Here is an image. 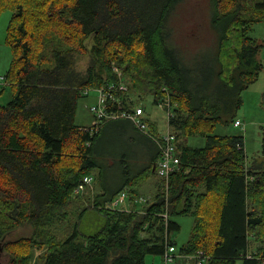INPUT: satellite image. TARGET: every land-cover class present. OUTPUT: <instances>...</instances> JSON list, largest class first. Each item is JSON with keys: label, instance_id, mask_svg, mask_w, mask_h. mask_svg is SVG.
Returning <instances> with one entry per match:
<instances>
[{"label": "trees", "instance_id": "16d2710c", "mask_svg": "<svg viewBox=\"0 0 264 264\" xmlns=\"http://www.w3.org/2000/svg\"><path fill=\"white\" fill-rule=\"evenodd\" d=\"M181 1L0 0V13L11 11L4 43L12 56L0 82L1 94L11 93L0 104V243L9 264H146L147 255L162 258L166 238L175 245L169 234L178 231V215L193 218L179 254L201 251L203 264L264 259V126L261 158H247L242 135L212 133L217 123L233 120L235 92L262 66L260 45L248 33L264 20V0H213L216 14L227 20L213 53L211 94L186 82V61L169 45V19ZM77 56H89L84 70ZM114 67L128 85L120 106L110 107L117 117L95 130L77 124L79 98L86 89L117 83ZM146 95L154 105L168 97L167 126L179 158L167 184L156 179L150 202L141 200L138 189L157 176L159 147L129 117L119 116L132 113ZM145 120L149 133L160 138L158 123ZM111 127L137 146L135 153L134 147L118 153L120 191L127 193L129 209L103 207L120 191L104 201L94 192L75 193L95 169L105 184L97 147ZM192 137L205 142L191 146ZM90 206L106 222L97 233L82 235L79 220ZM24 224L31 225L30 236L4 240ZM63 229L64 235L57 234ZM250 238L259 244L254 258L247 257ZM34 250L41 251L37 262Z\"/></svg>", "mask_w": 264, "mask_h": 264}, {"label": "rangeland", "instance_id": "374dc122", "mask_svg": "<svg viewBox=\"0 0 264 264\" xmlns=\"http://www.w3.org/2000/svg\"><path fill=\"white\" fill-rule=\"evenodd\" d=\"M10 15L11 11L8 8L0 13V76L8 68L12 56L10 47L4 43L5 28ZM225 20L227 19H222L216 14L213 7V0H182L169 19V25H171L173 31L170 38L172 42H169V45L181 51L178 54L186 61L182 62V66L188 70L185 80L186 82H192L197 92L200 90H209V94L211 90L216 89L213 78V53L218 44V33L223 27V22L221 21ZM248 35L256 39L257 43L260 45L256 57L260 60L262 66L255 75L254 80L250 82L246 88L238 89L239 91L237 90L235 92L238 97L234 99L232 112L235 114L234 119H239L241 122V126H234L233 121L227 124L217 123L212 133L218 135H242L245 154L248 159H251L260 154V129L264 126V20L252 25ZM173 48L171 49L175 52ZM77 58L80 70H84L87 67L89 56H77ZM3 86L4 85H0V104H6L11 97L10 90L8 89H4L1 94ZM83 95L85 96H82L78 100L75 121L81 126H89L93 124V118L88 107L95 101L97 94L95 90H90L88 94L84 93ZM227 102H229V100H227ZM134 104L137 105L136 107H144L145 116L152 121H156L161 132L167 131L166 111L160 105L152 104L150 95H146L135 101ZM104 132L105 134L102 136L97 147V150L102 153V156H99L103 165L102 180L111 188H115L119 185L121 180L118 153L123 149L132 150L134 145H132V142L129 141L124 134H121L113 127L106 129ZM204 142L205 140L202 137L187 139V143L191 146H202ZM136 147H134L133 153H135ZM111 152L116 155L115 158L110 154ZM130 155L131 153L127 156ZM92 173L99 184L101 180L99 170L95 169ZM157 176L152 175V177L148 179L149 184L144 186V188L146 189L147 186H150L151 191L152 186V190H154L155 187L153 182L157 178L158 180L161 179ZM94 177L91 187H87L84 191V196L89 194V192L95 193ZM139 195L145 201L147 200V202L153 199L151 196L148 197L144 194L143 191ZM137 205L141 206L140 204ZM137 205L136 207H138ZM128 207V200H126L123 205L118 206V208L121 209H127ZM89 208L92 207L90 206ZM83 214L84 215L79 220L80 234L93 235L97 233L102 228L104 221L100 217H91V214H96L93 210L87 209ZM174 220L179 223L180 229L177 232H171L170 237L172 241L175 242L176 254H178L180 245L186 242L190 235L193 218L191 215H178L174 217ZM70 221L73 222L74 218L70 217ZM31 233V225L24 224L14 231L9 232L4 240L12 241L28 237ZM57 234L64 235V229L61 233L57 232ZM249 242L250 244L252 243L251 239ZM2 245L3 244L0 243V264H9L11 258L9 254L3 250ZM249 253L255 256L257 250H253ZM34 255V257H36L35 261L37 262V258L41 255V251L37 252L34 250ZM145 261L146 264H162L161 257L157 255H147ZM168 264H196V262L192 260L190 256H185L182 258L177 257L173 262ZM237 264H241V262L238 261Z\"/></svg>", "mask_w": 264, "mask_h": 264}, {"label": "built area", "instance_id": "2783aa9c", "mask_svg": "<svg viewBox=\"0 0 264 264\" xmlns=\"http://www.w3.org/2000/svg\"><path fill=\"white\" fill-rule=\"evenodd\" d=\"M113 70L118 76L117 83H109L106 86H101L96 89H86L84 92L88 93L90 90L96 91V100L89 106V112L93 118V128H97L98 124L105 119L116 118L117 114L115 111L111 110L110 107L115 108V105L120 106L123 94L128 90V85L121 79V72L114 67ZM2 76H0V82ZM165 111L167 118L171 113V107L168 97H166L159 104ZM125 115L131 119L133 124L141 131L146 133L149 137L154 139L159 147V160L157 162V174L158 176L165 181L167 184L169 175L177 170L179 164V158L177 153V147L175 143V137L169 130L167 126L166 132H160V138H156L149 133L148 122L143 118L144 109L142 107H134L132 113H121L119 116ZM167 124V123H166ZM235 125H240L241 122L236 120ZM93 131V130H92ZM92 176L86 175L79 182L75 188V193L79 194L84 192L87 187H91ZM127 199V193L125 191H120L117 193L111 201L107 202L103 207L106 209H118V206L124 204ZM141 200L145 201L143 198ZM164 220L167 221L168 215L166 212L162 213ZM165 241V249L162 254V261L164 264L173 262L177 257H185L183 254H176V247L173 244H170ZM248 258H254V256L247 254ZM195 260L196 264H203L207 257L202 254L201 251H198L197 254L191 256ZM257 258V257H256ZM260 264H264V259L261 258Z\"/></svg>", "mask_w": 264, "mask_h": 264}, {"label": "crops", "instance_id": "0c3cea01", "mask_svg": "<svg viewBox=\"0 0 264 264\" xmlns=\"http://www.w3.org/2000/svg\"><path fill=\"white\" fill-rule=\"evenodd\" d=\"M260 61V60H259ZM3 75V74H2ZM88 110H89V107H88ZM91 114V113H90ZM235 119L233 118V120L232 121H234ZM152 121V120H151ZM234 125V124H233ZM236 127H239V126H236ZM143 135H147L146 133H144V132H141ZM140 133V134H141ZM260 133H261V129H260ZM150 139L152 140V138L150 137ZM154 140V139H153ZM153 140H152V142H153ZM261 140H262V134H261ZM154 143V142H153ZM256 157H258V158H261L262 157V155H261V151H260V154L258 155V156H256ZM252 158H254V157H252ZM91 175H93V177H94V174L93 173H91ZM100 177H101V174H100ZM151 178V177H150ZM150 178H148V179H150ZM148 179L147 180H145L144 181V183L143 184H141V186L139 187V189H138V192L139 193H141L142 191H143V193L144 194H146L148 197H152V198H154L155 197V194H156V182H157V180H155L153 183H154V187H155V189L154 190H152V186H151V191H150V186H147L146 187V189L144 188V186H146L147 184H149L148 183ZM94 181H95V183H94V186H95V197L96 196H101V197H99V200L100 201H104V200H106V199H108L109 197H111L112 195H114V193L113 192H115V193H117V192H119L120 190H122V188L123 187H121V185H122V182L121 183H119V185L117 186V187H115V188H111L110 186H108L107 184H103L102 182L101 183H97V181H96V178L94 177ZM101 181V180H100ZM105 187H108L109 189H105ZM103 194H105L104 196H102ZM93 199V197H91L90 198V201ZM129 206H130V204H129ZM90 210H93V212L94 213H96V214H91L90 216L91 217H100L103 221H104V224H103V226L105 225V222H106V220H105V217L101 214V213H99L97 210H95V209H93V208H89ZM84 215V214H83ZM82 215V216H83ZM177 222V221H176ZM80 224V223H79ZM179 224V223H178ZM103 226H102V228H103ZM180 229V225H179V228H178V230ZM177 232V231H176ZM169 235H171V233L169 234ZM251 239V238H250ZM250 239H249V241H250ZM251 241H252V243L250 244V242H248V251L249 252H252L253 250H257L258 249V247H259V244H257V242H254L252 239H251ZM35 251H37V252H39L38 250H35ZM161 262H162V264H163V261L161 260Z\"/></svg>", "mask_w": 264, "mask_h": 264}]
</instances>
